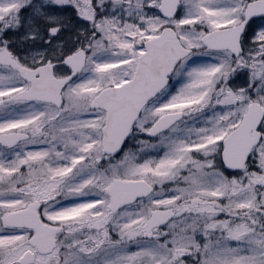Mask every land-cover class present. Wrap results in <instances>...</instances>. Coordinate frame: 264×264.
<instances>
[{"label":"snow or ice","instance_id":"obj_1","mask_svg":"<svg viewBox=\"0 0 264 264\" xmlns=\"http://www.w3.org/2000/svg\"><path fill=\"white\" fill-rule=\"evenodd\" d=\"M0 264H264V0H0Z\"/></svg>","mask_w":264,"mask_h":264}]
</instances>
